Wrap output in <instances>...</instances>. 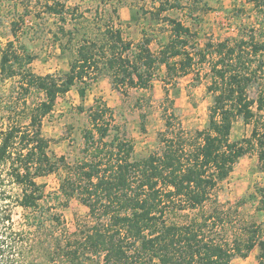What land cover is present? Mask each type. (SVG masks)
Listing matches in <instances>:
<instances>
[{"label":"trees","instance_id":"obj_1","mask_svg":"<svg viewBox=\"0 0 264 264\" xmlns=\"http://www.w3.org/2000/svg\"><path fill=\"white\" fill-rule=\"evenodd\" d=\"M248 2L256 9L264 6V0ZM181 3L159 0L152 19L159 20L167 9H182ZM44 6L48 14L58 18L53 39L62 54H69V69L62 74L37 76L27 68L33 58L20 48L18 51L14 41L1 50L2 77H19L25 93L37 92L42 98L28 109L26 128L10 125L0 131V228L12 231L9 203L27 213L28 229L44 227L47 219L36 214L41 213L43 203L49 202V196L43 194L37 179L62 167L64 175L55 194L59 205L76 198L87 208V220L55 242L54 254L67 264L91 260L96 264H230L233 258H247L256 246L258 264H264V188H256V210L263 221L242 227V236L230 242L204 236L211 220L212 224L215 219L222 221L213 193L239 159L255 151L259 169L264 171V115L254 111L264 114V95L259 94L256 101L248 96V88L264 73V40L258 41L250 34L248 39L206 43L195 52L198 61H210L207 92L212 100L203 130L186 133L179 126L173 127V101L165 91L163 103L167 106H163V115L167 130L159 137L160 149L135 159L128 138L114 134L109 140L111 110L104 104L96 105L90 111L91 128L86 133L90 158L69 164L63 156L56 160L49 157V140L41 134L42 121L53 111L56 99L77 84L83 85L79 89L83 98L98 70L111 79L116 89L143 91L151 89L162 68L170 80L188 75L195 55L186 47L195 34L180 20L164 16L160 21L169 28V38L154 53L144 33L135 45L123 38L115 9L111 10V18L116 26L105 25L101 38H92L77 24L67 28L66 14L70 10L63 3L52 0ZM257 29H261V23ZM236 119L252 124L249 137L231 139ZM3 166L7 182L19 190L16 196L7 190L1 176ZM206 204L212 206L207 217L168 222L170 214L194 211ZM29 215L34 216L32 221ZM49 219L61 224L59 215Z\"/></svg>","mask_w":264,"mask_h":264},{"label":"rangeland","instance_id":"obj_2","mask_svg":"<svg viewBox=\"0 0 264 264\" xmlns=\"http://www.w3.org/2000/svg\"><path fill=\"white\" fill-rule=\"evenodd\" d=\"M52 0H3L0 6V53L7 42L14 41L17 50L29 54L33 60L27 66L37 76L62 74L68 71V56L62 54L58 42L54 41L57 17L48 14L45 2ZM69 9L66 26L77 24L82 33L92 38H101L105 25L116 26L111 18V10H117L123 38L133 45L140 42L143 33L150 39V49L157 53L169 38V28L160 21L164 16L180 20L189 27L195 36L188 40L186 49L195 55L206 43L248 39L250 34L258 41L264 40V6L256 9L248 0H182V9L170 8L161 13L159 20L152 19V12L159 6V0H56ZM261 23V29L258 24ZM12 24H15L12 29ZM12 30L15 31V37ZM20 48V49H19ZM25 51H23V49ZM20 51V52H21ZM263 58H264V53ZM189 74L169 79L164 68L159 71L148 91L127 89L112 85L111 79L95 71L96 79L79 95L83 86L77 84L64 96L56 99L53 111L46 116L41 125L42 136L49 140L47 154L56 160L64 157L69 164L89 160L86 151V133L90 130V111L100 104L111 110V132L128 138L133 145L135 159L146 158L160 149L159 137L167 130L163 115L165 91L173 101L176 116L171 119L173 127H180L186 133L203 130L208 122V108L211 94L207 92L209 60L198 61ZM101 68V64L99 65ZM19 77L4 79L0 74V131L10 125L26 128L28 109L36 105L41 94L21 88ZM125 92V93H122ZM259 94L264 95V73L248 88V96L256 101ZM255 107V106H254ZM254 111L259 114L255 108ZM142 125L144 130H142ZM252 124L246 125L241 119L233 123L231 139L249 137ZM6 167L1 168L6 180L7 190L16 196L19 190L7 182ZM63 168L38 178L37 184L43 187L48 203H43L41 213L36 216L46 218L44 227L28 229L25 226L27 213L18 205L9 203L12 231L0 228V264H67L54 254L55 242L60 236L75 231L77 224L85 222L87 208L74 198L66 205H59L55 194L58 192ZM256 188H264V171L258 166L257 153L251 151L239 159L232 173L213 193L222 221H210L204 229V236L217 242H230L242 236V227L259 224L263 216L257 212L259 196ZM253 196V197H252ZM212 210L206 204L194 211L170 214L168 222L184 223L193 218L207 217ZM59 215L61 224L49 219ZM30 221L33 220V215ZM214 216V215H213ZM259 249L256 246L247 258H233L230 264H258ZM96 260L85 264H96Z\"/></svg>","mask_w":264,"mask_h":264}]
</instances>
